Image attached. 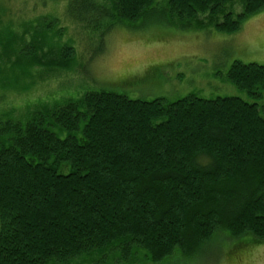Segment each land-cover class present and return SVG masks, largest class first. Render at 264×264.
<instances>
[{
    "label": "trees",
    "instance_id": "16d2710c",
    "mask_svg": "<svg viewBox=\"0 0 264 264\" xmlns=\"http://www.w3.org/2000/svg\"><path fill=\"white\" fill-rule=\"evenodd\" d=\"M233 1L168 0L165 10L184 28L232 35L264 11V0H240V13L225 12ZM154 2L70 0L68 13L101 40ZM35 47L21 70L48 57ZM59 53L53 67L68 69L72 51ZM226 80L258 99L264 65L234 61ZM12 123L0 129V264H111L100 260L109 251L112 264H196L222 232L230 245L264 244V116L254 102L98 89Z\"/></svg>",
    "mask_w": 264,
    "mask_h": 264
},
{
    "label": "rangeland",
    "instance_id": "374dc122",
    "mask_svg": "<svg viewBox=\"0 0 264 264\" xmlns=\"http://www.w3.org/2000/svg\"><path fill=\"white\" fill-rule=\"evenodd\" d=\"M154 1L155 10L134 27L117 25L100 40L101 31L84 29L68 13L70 0H0V129L24 121L40 105L98 89L144 100L171 101L189 94L237 97L256 103L264 116V94L254 99L226 80L234 61L264 65V11L243 22L235 34L225 35L179 26L165 10L168 0ZM241 9V1L234 0L224 11L238 14ZM200 19L210 23L205 16ZM34 45L48 57L21 70L16 62H26ZM60 49L72 51L68 69L53 67ZM128 221L135 227L134 220ZM227 238L222 232L203 245L194 263L264 264V244L250 245L251 238L245 237L230 245ZM115 257L109 251L100 260L115 262ZM91 262L95 258L72 264ZM187 262L180 257L173 264Z\"/></svg>",
    "mask_w": 264,
    "mask_h": 264
},
{
    "label": "bare ground",
    "instance_id": "6f19581e",
    "mask_svg": "<svg viewBox=\"0 0 264 264\" xmlns=\"http://www.w3.org/2000/svg\"><path fill=\"white\" fill-rule=\"evenodd\" d=\"M233 118V117H232ZM213 178V177H212Z\"/></svg>",
    "mask_w": 264,
    "mask_h": 264
}]
</instances>
